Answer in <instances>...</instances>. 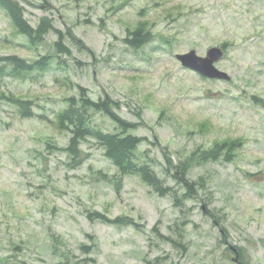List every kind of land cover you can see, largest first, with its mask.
<instances>
[{"label": "rangeland", "instance_id": "rangeland-1", "mask_svg": "<svg viewBox=\"0 0 264 264\" xmlns=\"http://www.w3.org/2000/svg\"><path fill=\"white\" fill-rule=\"evenodd\" d=\"M17 1L32 25L50 21L78 44L68 38L65 70L0 80V92L36 104L32 117L0 104L2 264H264V0ZM140 23L153 39L134 51L123 37ZM44 36L33 46L0 8V55L52 52L56 34ZM225 42L216 66L229 80L203 78L175 57ZM75 84L120 104L114 111L137 124L139 152L160 174L167 158L177 164L196 147L241 145L229 162L193 163L189 177L204 176L206 187L175 207L137 174L119 178L93 139L75 160L53 147L67 144L54 112ZM93 118L115 127L105 114ZM93 210L144 227L89 219Z\"/></svg>", "mask_w": 264, "mask_h": 264}, {"label": "trees", "instance_id": "trees-1", "mask_svg": "<svg viewBox=\"0 0 264 264\" xmlns=\"http://www.w3.org/2000/svg\"><path fill=\"white\" fill-rule=\"evenodd\" d=\"M0 8L5 10L17 31L24 35L33 45H40L44 41V35L49 31L56 34L53 41V53L46 52L35 59L26 58L15 53L0 55V80L4 76L17 79H25L33 73H41L49 70L52 66L61 67L65 70L69 67V58H74L72 49L67 44L68 38L78 44L72 35H68L62 30L53 26L50 21L32 25L25 17V10L17 0H0ZM68 35V36H67ZM153 39L152 31L145 29L143 24H138L135 28L126 29L123 41L134 51H138ZM227 43H222L224 50ZM65 57V58H64ZM77 94H72L64 98L65 105L60 110L54 112L55 122L61 130L68 133V141L64 147H56L73 158L74 160L82 155V144L89 139L103 149L104 155L116 167L119 178L125 174H137L146 185L159 196H170L175 207H180L186 199L197 197L199 190L206 187V179L200 175L195 180L189 177V167L193 163L202 164L208 161H231L234 158V151L240 147L238 140L215 142L207 147H196L184 160L174 164L172 159L167 158L163 165L161 174L148 160L145 151L139 152V146L146 138L132 133L137 124L122 118L114 109L120 104L108 97L92 98L87 87L75 84ZM252 98L256 99V95ZM13 105L17 108L21 117H32L35 115L33 107L36 106L32 99H24L15 94L0 92V104L2 102ZM102 113L108 116L115 123L114 129L103 128L94 123V115ZM80 161V160H79ZM78 161V162H79ZM77 162V163H78ZM104 178L109 176L104 173ZM172 178L177 186L184 190L179 193L175 188L167 183V179ZM215 217V213H211ZM89 219H98L109 224L135 225L143 229V224L138 223L131 216L110 217L102 211H88ZM0 264H2L0 260Z\"/></svg>", "mask_w": 264, "mask_h": 264}, {"label": "water", "instance_id": "water-1", "mask_svg": "<svg viewBox=\"0 0 264 264\" xmlns=\"http://www.w3.org/2000/svg\"><path fill=\"white\" fill-rule=\"evenodd\" d=\"M223 55L224 50L221 46L208 48L205 55L197 54L194 49L183 53H175V57L183 67L192 69L206 78L229 80V74L216 66V62L220 61ZM234 260L236 261L238 258L235 257Z\"/></svg>", "mask_w": 264, "mask_h": 264}, {"label": "flooded vegetation", "instance_id": "flooded-vegetation-1", "mask_svg": "<svg viewBox=\"0 0 264 264\" xmlns=\"http://www.w3.org/2000/svg\"><path fill=\"white\" fill-rule=\"evenodd\" d=\"M241 264V262H239Z\"/></svg>", "mask_w": 264, "mask_h": 264}]
</instances>
